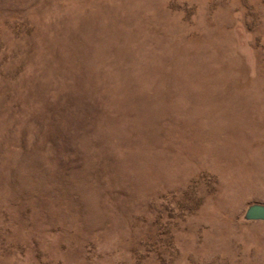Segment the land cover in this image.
<instances>
[{"label":"rangeland","instance_id":"obj_1","mask_svg":"<svg viewBox=\"0 0 264 264\" xmlns=\"http://www.w3.org/2000/svg\"><path fill=\"white\" fill-rule=\"evenodd\" d=\"M264 0H0V264H264Z\"/></svg>","mask_w":264,"mask_h":264},{"label":"water","instance_id":"obj_2","mask_svg":"<svg viewBox=\"0 0 264 264\" xmlns=\"http://www.w3.org/2000/svg\"><path fill=\"white\" fill-rule=\"evenodd\" d=\"M245 218L249 220H264V204L254 203L245 211Z\"/></svg>","mask_w":264,"mask_h":264}]
</instances>
